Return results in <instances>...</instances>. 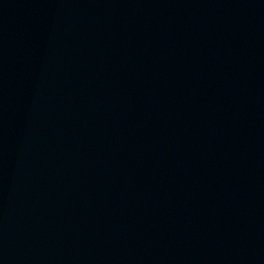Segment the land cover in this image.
Masks as SVG:
<instances>
[{
  "label": "water",
  "instance_id": "water-1",
  "mask_svg": "<svg viewBox=\"0 0 264 264\" xmlns=\"http://www.w3.org/2000/svg\"><path fill=\"white\" fill-rule=\"evenodd\" d=\"M264 143V0H0V264H158Z\"/></svg>",
  "mask_w": 264,
  "mask_h": 264
}]
</instances>
